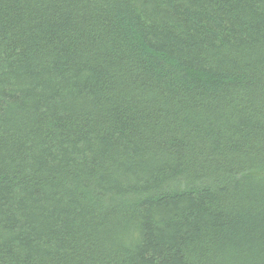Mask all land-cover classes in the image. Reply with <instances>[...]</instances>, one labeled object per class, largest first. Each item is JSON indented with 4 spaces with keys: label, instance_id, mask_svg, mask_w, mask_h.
Masks as SVG:
<instances>
[{
    "label": "trees",
    "instance_id": "1",
    "mask_svg": "<svg viewBox=\"0 0 264 264\" xmlns=\"http://www.w3.org/2000/svg\"><path fill=\"white\" fill-rule=\"evenodd\" d=\"M0 264H264V0H0Z\"/></svg>",
    "mask_w": 264,
    "mask_h": 264
}]
</instances>
